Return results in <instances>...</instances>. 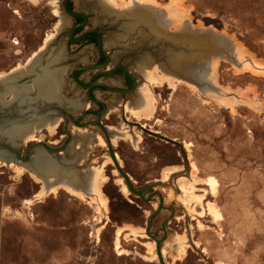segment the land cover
<instances>
[{"label":"rangeland","instance_id":"374dc122","mask_svg":"<svg viewBox=\"0 0 264 264\" xmlns=\"http://www.w3.org/2000/svg\"><path fill=\"white\" fill-rule=\"evenodd\" d=\"M69 1L72 11L86 15L85 29L102 34L109 64L99 69L120 63L136 80L131 93L94 89L93 95L105 104L100 122L109 140V128L121 133L111 145L133 187L144 197L153 192L162 195L163 205L148 234L156 240L164 237L165 264H264V69H251L248 63L264 62V0ZM62 2L0 0V72L25 65L34 54L42 53L40 61L13 83H0V94L8 86H22L24 93L21 103L12 99L9 89L2 95L0 126L18 119L12 127L60 118L58 128L51 133L36 131L34 141H15L6 134L10 128L0 129L1 141L21 159L26 150L29 154L25 163L0 149L7 164L19 161L27 168L16 177L10 166L0 162V264H159L156 242L145 232L159 199L154 195L144 201L131 192L124 196L112 175L116 170L112 159L104 167L108 181L101 187L108 199L106 208L94 195L80 199L63 189L36 196L41 184L29 170L36 168L40 157L47 156L59 168L80 175L108 155L95 115H86V108L72 104L97 106L86 100L85 91L69 77L72 68L93 64L98 50L88 43L68 42L74 18L63 12ZM131 6L153 7L159 15L157 23L139 12L114 10ZM184 20L189 28L211 27L229 40L222 41L218 35L210 41L201 35L183 38L179 29ZM158 28L166 33L165 39L159 38ZM238 48L248 52L247 58L237 55ZM192 61L197 80L183 71ZM144 64L161 66L173 82L165 81L164 71L148 81L139 68ZM47 68L63 71L61 102L43 98L33 84ZM90 72L82 73V80ZM23 76L32 77L17 84L16 79ZM99 81L111 89L123 84L120 76ZM188 81L194 82V89ZM140 84L153 94L156 112L148 120L137 121L125 107L133 106ZM66 113L73 120L63 118ZM168 166L179 171L163 179L161 171ZM210 176L218 183L215 193L195 182ZM181 178L193 188L181 190ZM201 193L204 207L207 202L214 204L221 220L206 214L202 204L186 203ZM91 196L94 204L88 203ZM147 242L154 244L152 249Z\"/></svg>","mask_w":264,"mask_h":264},{"label":"bare ground","instance_id":"6f19581e","mask_svg":"<svg viewBox=\"0 0 264 264\" xmlns=\"http://www.w3.org/2000/svg\"><path fill=\"white\" fill-rule=\"evenodd\" d=\"M30 1L34 2L36 0H30ZM100 1L102 2V4L105 3V0H100ZM150 1L154 3L155 0H150ZM114 10L118 11V13H123V14L130 11V13L133 15H139L138 14V12H139L140 15L145 14L146 16H148V18H150V16H152L153 17L152 19L154 21H156V23H157V19L159 17L156 9H154L153 7L150 8V10L142 9V8L137 7V6H131L130 8H127V9L115 8ZM60 18H61V16H60ZM154 25L152 24V26H154ZM179 30H181L183 38H185L186 36H189L191 38V37H194L195 35H199V36L201 35V36H207V39L210 41V39L212 40V39H214V36L218 35V37H221L224 41L229 40L228 38L217 34V32L211 27L205 28L202 26H198L196 28H192V27L189 28L188 22H186L185 20L182 21L181 28ZM158 31H161V34H160L161 37H159V38L165 39V37H164L165 32L159 28H158ZM236 53L238 56H240L242 58H247V56H248V52L244 48H238L236 50ZM41 54H42L41 52L34 54L30 58V60H28L26 62L25 65L18 64L8 72L1 71L0 72V83H5V84L10 83L18 75L32 69V66L36 65L35 63L40 61ZM176 58L177 57H175V59ZM175 59L173 58V60H171V61H174ZM182 60H185V59H182ZM253 62H257L261 65H264V62H262L261 60L255 59V60H253ZM146 64H144L145 66H139V68H140V71L143 73V75L145 76V78L148 81H155L157 78L154 76V74L157 71H159V72L164 71L163 73H164L165 81H168V83L173 82L171 75L167 74V73H169V72H167V70L163 69L161 66H158L156 64H152V65H146ZM43 67H44V64L42 65V68ZM249 67L251 69L253 68L250 65H249ZM184 70H186L185 71L186 74H188V75L190 74L191 79L197 80L198 73L195 72L194 62L189 64L186 67V69H183V71ZM62 74H63V71L50 70L47 68V70L44 71V74H43V76H41V78H38L35 81H33L34 82L33 84H35V86L38 89L37 92L43 98H45L47 100L52 101V100L59 99V101L61 102L62 99L60 96V94H61L60 93V85H61V80H62ZM191 74H193V75H191ZM211 74L212 73L209 72L207 81H210ZM186 77H188V76L186 75ZM188 82H189L188 85H190L194 89L195 88L194 84H193L194 82L193 83H191V81H188ZM12 83H13V81H12ZM11 85H13V84H11ZM8 87H5L3 92L0 94V98H2V95L5 93V91H7V89H9ZM20 87H22V86H17L16 88L14 87V88L9 89L10 92L12 93V96H11L12 99L18 100L19 103H21L24 99V97H23L24 93H23L22 88H20ZM220 98H221V96H220ZM72 106L75 108L76 107H80V108L84 107V105H80L77 103H73ZM155 108H156V101H155L153 94L151 93L149 88L146 87V85H142L141 88L138 89V98L135 100V102L133 103V106L131 108V112H132L133 116H135L136 118H140V119H141V117H143V118H146L148 120L154 114ZM59 124H60V118H58V117L50 118V119H46V120H42V121H37V122H34L32 125L21 126V123H18L14 127H12L14 125L12 123V125L9 127L10 130H7L6 134L10 135L12 138H15V141H21V142L34 141L36 139L35 138V135H36L35 132L36 131L48 130L49 133H51L56 128H58ZM108 130L111 132L110 143L114 142L115 139L119 135H121L120 132L115 131L112 128H109ZM85 136H87V135H85ZM133 140H134V142H137L138 141V135H136V138L135 139L133 138ZM2 153L3 152L0 151V162H2V164H7V162H5V160L3 158H1L3 156ZM4 157L7 158V156H4ZM83 158H84L83 154L79 155L78 161L81 162V160ZM22 162H24V161H22ZM25 163H27V161ZM111 163H112V161H111L110 156L105 154L103 156V162H101V164H99L96 167L89 165L86 167L87 169L84 168L82 173L80 175H78L77 172H75L73 170H70V169L64 170V169L59 168V166H57L51 158H49L47 156L46 157L43 156V157H40L39 163L35 164L36 168H34V169L31 168L32 170H29V169L28 170L30 171V175L32 176V178L37 183L41 184L40 190L36 193V196H39V195L42 196L43 194H46V193L54 194L58 190L63 189L64 191H66L71 196H75V197H78L80 199H84L85 196H87V195H94L96 197V199H99L102 206L106 208L108 199H107V196L102 193L101 187L104 183H106L108 181V177L105 174L104 167L107 164H111ZM7 165L13 169L16 177H18V175H20L22 171L27 169L24 166L20 165L19 161H17L16 164H13L11 162V163H8ZM192 167H193V169H195L197 171V167L194 164H192ZM177 171H179V168H177L176 166L164 167L161 171V177L164 179L168 176V174L174 173ZM112 175L116 176L115 181L120 186L121 193L124 196L129 195L130 191L127 189L123 178L117 176L116 170L112 171ZM197 179L198 180L195 181L196 183L206 184L210 188V191L212 193H215L217 191L218 183L214 177L210 176V177H207L204 179H202V178H197ZM180 180H183V183L181 185V190L185 191L186 188H193V184L191 182H189L188 179L181 178ZM203 197H204V193L191 196V198L188 199V201H186V203L196 202L199 205L202 204L201 207H202V209L205 210L206 214L214 217L216 220H221L222 215H221L219 209L214 204L207 202L205 204V207H204V204L202 202V200L204 199ZM94 201H95V198L93 196H91L89 198L88 203H93ZM200 214H203V211H200ZM121 229L126 230L125 227L121 228ZM133 233L136 234L135 232H133ZM119 234H120V231L117 230L116 239H115V247L116 248L118 247ZM147 245L150 249H152L154 246V244L152 242H147Z\"/></svg>","mask_w":264,"mask_h":264},{"label":"water","instance_id":"95a60500","mask_svg":"<svg viewBox=\"0 0 264 264\" xmlns=\"http://www.w3.org/2000/svg\"><path fill=\"white\" fill-rule=\"evenodd\" d=\"M67 3H68V0H63V4H62V9H63V12L66 13L67 15L69 16H80V17H83V21L72 26L71 29H70V41L72 43H76L78 42L79 40H81L83 38V36H85L86 34L90 33V32H96L98 35H99V38H98V43H97V46H98V49L99 51L107 56V53L103 50L102 48V36L101 34L99 33L98 30L96 29H85L77 38H73V34H74V30L77 26H84L86 21H87V17L86 15L83 13V12H79V11H71L67 8ZM107 62L102 64V65H98V66H81L79 68H76L73 70L72 72V75H73V81L78 84V85H81V83L75 78L74 76V71L75 70H86V69H89V68H101V67H104L106 66ZM122 69L125 71L126 74L130 75L129 72H127V70L125 69L124 66H121ZM30 77L32 76H23L21 78H17L16 79V83L17 84H21V83H26L30 80ZM130 77L133 79L134 81V87L130 90V91H124V90H119V89H111L109 88L107 85L103 84V83H100L99 85L109 89V90H114V91H117V92H120V93H131L134 91L135 89V85H136V80L133 76L130 75ZM82 86V85H81ZM91 87V79L89 81V84L87 85V88L89 90V88ZM0 88H2V86L0 85ZM87 96L89 97L90 101L92 102H97V103H100L103 105V109L101 111H99L98 115H97V120H96V125H98L100 127V129L102 130V132L104 133V136H105V139H106V143H107V153L108 155L110 156V158L112 159L113 161V165L115 167V169L118 171L119 175L123 178L124 180V183L127 187V189L133 193L134 195L138 196L140 199L144 200V201H150L151 197H153L154 195H156L159 199V203H158V206L156 208V210L150 215V217L148 218V221L146 223V227H145V232L146 234L148 235V237H150L151 239H153V237L151 235L148 234V229L150 227V224H151V221L153 219V217L155 215H157V213L159 212V210L161 209L162 205H163V198H162V195L161 193L159 192H153L151 193L150 195H148L147 197H144L143 193L139 190V189H136L133 187V184L128 176V174L126 172L123 171V169L121 168V166L117 163V160H116V157H115V153L113 152V149H112V145L110 143V140H109V136H108V133H107V130L105 128V126L100 122V117L102 115V113H104V110H105V104L99 100H94L92 99L89 95H88V91H87ZM0 106H2L0 104ZM65 117H69L71 118V116L66 113L63 115V118ZM73 120V118H71ZM20 120V119H18ZM18 120H14V121H11L9 123H6L5 125L3 126H0V129L1 130H5L7 128H9L12 123H16ZM1 136H0V149L1 150H4L6 153H12V157L15 159V160H21V161H28L29 160V154L26 150V153H25V158L24 159H21L18 152L15 150V149H12L11 147H9L6 143L2 142L1 141ZM164 237L160 240H156V239H153L155 240L156 244H155V249H156V255H157V258H158V262L159 264H165V262L163 261V258H162V253H161V242L163 241Z\"/></svg>","mask_w":264,"mask_h":264},{"label":"flooded vegetation","instance_id":"af4514ba","mask_svg":"<svg viewBox=\"0 0 264 264\" xmlns=\"http://www.w3.org/2000/svg\"><path fill=\"white\" fill-rule=\"evenodd\" d=\"M69 3H70V1L68 0V3H67V8L68 9L70 7ZM62 4H63V2H62ZM69 10H71V9H69ZM71 17L74 18L71 27L83 21V17H80V16H71ZM79 29H81V30H79ZM84 30H85V26H77L75 28V30H74L73 38H77ZM96 30H98V29H96ZM99 33L101 34L100 31H99ZM101 36H102V34H101ZM69 37H70V31H69ZM98 38H99V35L96 32H90V33L86 34L85 36H83V38L81 40H79L78 42L75 43V44H79V45L82 44V43H88V44L94 46L98 50V57L95 60V62L93 64H89V65H86V66H98V65H102V64L107 62L106 66H104V67H107V65L109 64V55L108 54H107V56L103 55L98 49V46H97ZM68 42H71L70 38H68ZM121 66H123V65L118 63L111 69L104 68L103 70H100L99 68H89V69H86V70H75L74 71V76L81 83L82 86L78 85V84L77 85L81 89H83L85 91L86 100L90 101L89 97L86 94L87 91H88V95L94 100H97V99L94 98V95H93V90L94 89L109 91V89L99 85L100 83H103V82L99 81V79L102 78V77L105 78V77H111V76H120V77H122L123 84L121 85L120 88H116V89L124 90V91H130L134 87V81L130 77L131 74L130 73H129L130 75L126 74ZM79 67H81V66H79ZM79 67H74V68L71 69V71L69 73V77L72 80H73V75H72L73 70L76 69V68H79ZM88 71H91V72L88 74L87 79L85 81L82 80L83 78L81 77V74L84 73V72H88ZM90 79H91V87L88 90L87 85L89 84ZM1 84H3V83H1ZM103 84H105V83H103ZM140 85H142V84H140ZM137 92H138V88H137ZM91 103L93 105H96L97 108L96 109H89L90 105H88L87 103H84L83 104L84 108H86V112L84 114L87 115V114L93 113L95 115V118H97V115H98L99 111H101L103 109V105L100 104V103H97V102H93V101ZM131 107L126 106L125 109L130 112L131 116L134 119H136L137 121L147 120L146 118H143V117H141V119H140V118H136L135 116H133V114L131 112Z\"/></svg>","mask_w":264,"mask_h":264},{"label":"crops","instance_id":"0c3cea01","mask_svg":"<svg viewBox=\"0 0 264 264\" xmlns=\"http://www.w3.org/2000/svg\"><path fill=\"white\" fill-rule=\"evenodd\" d=\"M224 41V40H223ZM257 60H260V59H257ZM232 63H233V67L236 69V65H235V63L233 62V60H232ZM249 63V65L250 66H252V67H256L257 69H258V71H263V69H264V65H261V64H259V63H257V62H248ZM245 65V64H244ZM248 69H244V71H247ZM236 72H239V71H236Z\"/></svg>","mask_w":264,"mask_h":264},{"label":"trees","instance_id":"16d2710c","mask_svg":"<svg viewBox=\"0 0 264 264\" xmlns=\"http://www.w3.org/2000/svg\"><path fill=\"white\" fill-rule=\"evenodd\" d=\"M70 4V3H69ZM69 9H71V7H69ZM79 30H81V29H79Z\"/></svg>","mask_w":264,"mask_h":264}]
</instances>
